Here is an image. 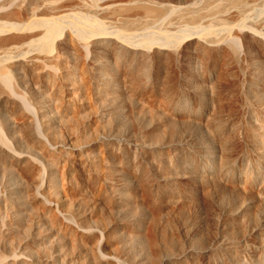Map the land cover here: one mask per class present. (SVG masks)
<instances>
[{
  "label": "bare ground",
  "instance_id": "1",
  "mask_svg": "<svg viewBox=\"0 0 264 264\" xmlns=\"http://www.w3.org/2000/svg\"><path fill=\"white\" fill-rule=\"evenodd\" d=\"M190 11L191 7L186 4L155 6L149 0L102 6L89 0H0V179L7 181L8 194L7 200L0 197V251L2 248L15 253L12 230L29 234L35 228L36 215L31 216L28 209L45 204L37 189L49 192L55 202L67 208L54 182L62 165L69 169L66 166L75 161L92 179L95 163L90 154L99 146L84 132L87 115L75 93L76 87L81 88L92 79L98 114L106 128L104 133L113 139L123 135L130 138L123 145L114 142L106 145L116 180L111 188L122 196V200L115 201V206L127 205L135 211L134 203L124 202L135 200L132 185L137 186L143 206L137 229L123 224L115 226L117 239L124 242L117 255L131 264L196 262V252L189 253L186 249L192 241L187 234V203L179 176L188 170L197 173L205 195L208 190L204 184L209 178L232 184L238 179L233 169H224L228 164L219 169L209 162L183 161L186 153L179 154L177 149L181 142L180 127L191 124L194 119L202 120L201 115L193 117L190 99L185 93L197 84L188 77L181 79L187 72L174 67L176 58L170 52L195 34L192 27L183 24ZM101 14L107 20L101 19ZM250 16V13L245 16L238 26L249 28L246 21ZM115 21L129 27L130 32L115 29ZM88 41L93 48L90 62L85 61L82 49ZM50 66L59 68L60 73ZM198 71L203 76L208 72L203 65ZM9 73L32 93L44 137L54 144V150L38 131L36 119L19 96L8 90L4 77ZM127 102L135 107L130 115L124 109ZM145 103L157 111L145 123H136L133 120L140 117L139 110ZM207 126L214 127L211 122ZM217 127L229 136L222 124ZM70 144L73 153L68 151ZM39 159L47 166H42ZM52 182L55 183L53 190ZM4 211L9 213L7 218L12 217V221L8 218L11 230L9 224L6 226L9 229H5ZM29 217L34 228H29L30 222L27 225ZM164 219L166 222H162ZM61 228L57 231H63ZM171 229L174 230L170 232ZM38 234L31 244L39 247L48 241V236ZM56 248L57 257L52 259L47 255L51 259L48 260L34 255V262L24 256L7 258L6 255L5 258L0 252V264H57L62 255L60 248ZM33 250L25 248L23 252L30 255ZM235 256L229 253L226 264H236ZM105 258L97 253L94 262L103 264ZM259 264H264V258Z\"/></svg>",
  "mask_w": 264,
  "mask_h": 264
},
{
  "label": "rangeland",
  "instance_id": "2",
  "mask_svg": "<svg viewBox=\"0 0 264 264\" xmlns=\"http://www.w3.org/2000/svg\"><path fill=\"white\" fill-rule=\"evenodd\" d=\"M89 1L102 6L137 0ZM233 1L149 0L155 6L171 3L191 7L183 24L192 27L195 34L190 40L173 47L170 52L176 58L174 67L187 72L181 79L188 77L197 84L187 88L185 93L187 99H190L193 117L201 115L202 120L196 122L194 119L191 124L180 127L178 133L181 142L177 146L178 152L186 153L183 161L209 162L219 169L228 164L224 169H233L238 179L237 183L232 184L209 178L204 184L208 190V195H205L202 191L203 183L197 173L193 174L192 170H188L179 176L178 182L185 192L187 203V234L192 241L186 249L189 253L196 252L198 256L193 264H226L225 257L229 253L236 255V264H259L264 258V0ZM249 13L252 16L246 24L250 27L238 26ZM100 17L107 20L104 14ZM113 27L130 32L127 30L129 27L122 26L119 21H115ZM84 46L82 51L85 52V61L90 62L93 56L91 42H86L85 48ZM202 65L208 71L204 76L198 71ZM50 67L60 73L56 66ZM8 75L9 78L4 77L8 90L16 97L19 96L17 98L32 113L37 129L44 137L32 93L21 87L12 73ZM80 77L83 78L81 75ZM92 81L87 80L84 86L75 88L76 96L84 104L87 115L84 132L99 146L96 152L90 154L95 163L92 179L75 161L65 165L69 169L61 166L63 171L65 169L64 174L60 169V174L58 172L57 180L54 181L56 187L52 182L51 188H56L62 201L67 203V208H63L58 201L55 202L49 192L45 193L42 188L33 189L46 206L43 203V206L37 205L39 208L35 206L37 209H28L31 216L36 215V220L33 221H36L35 228L32 221L28 220L29 217L27 225L30 222L29 228L34 229H30L28 235L24 231H18L17 234V231L12 230L11 240L15 253L10 254L9 250L1 248L2 256H24L34 262V255H40L39 258L51 260L50 257H57L55 248L59 247L62 260L57 264H95L97 253L106 256L103 264H131L117 255L124 242L117 239L115 226L123 224L137 229L142 219L143 206L139 202L136 185H132L135 200L124 201L134 203L135 211L129 210L127 205L120 208L115 206V201L122 200V196L111 188L116 180L112 175L110 155L106 151L108 143L123 145L129 143L130 138L123 135L113 139L104 133L106 128L98 114ZM124 109L128 115L135 111V107L129 102L124 104ZM156 111L157 108L153 109L149 103H145L139 110L140 117L133 121L145 123ZM209 122L214 127L207 126ZM220 124L229 131V136L218 130L217 125ZM44 138L50 149L54 150V144L51 145L52 142ZM68 151L73 153L71 144ZM39 160L42 166L46 165L43 160ZM140 165L146 168L145 165ZM48 177L47 171L46 185ZM6 184L7 181L5 183L0 179V197L7 200ZM34 191L33 194L36 193ZM3 216L7 222L5 229L8 230L10 225L11 230L12 217H8L11 220L8 221L7 211H4ZM59 226H62L63 231H57ZM36 232L39 233L38 236H48V241L43 243L44 247L43 244L42 247L39 246L41 248L31 244L37 238ZM88 236L93 241L97 240L95 247ZM24 247L34 249V253L28 255Z\"/></svg>",
  "mask_w": 264,
  "mask_h": 264
}]
</instances>
